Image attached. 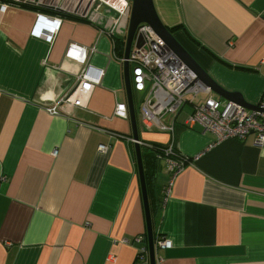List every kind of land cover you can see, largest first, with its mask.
<instances>
[{
    "label": "crops",
    "instance_id": "obj_1",
    "mask_svg": "<svg viewBox=\"0 0 264 264\" xmlns=\"http://www.w3.org/2000/svg\"><path fill=\"white\" fill-rule=\"evenodd\" d=\"M152 3L203 71L237 93L214 99L264 101V0ZM130 5L0 0V264H150L131 122L115 114L126 103ZM38 13L61 19L50 39L49 22L34 32ZM71 43L88 49L85 64L65 57ZM87 65L103 75L77 85ZM131 90L143 168L152 145H171L184 161L171 173L156 156L145 182L154 264H264V141L185 126L189 103L159 130L142 120L143 97ZM55 104L58 114L46 110ZM162 239L171 246L157 247Z\"/></svg>",
    "mask_w": 264,
    "mask_h": 264
},
{
    "label": "built area",
    "instance_id": "obj_2",
    "mask_svg": "<svg viewBox=\"0 0 264 264\" xmlns=\"http://www.w3.org/2000/svg\"><path fill=\"white\" fill-rule=\"evenodd\" d=\"M105 2L106 0H97ZM124 15V11H120ZM49 22L48 31L44 33L50 39L57 32L61 19L38 13V24L35 33L40 32L38 27ZM141 35L142 44L130 50L127 62L131 65V88L143 97L141 103L142 120L159 130H170L176 116L185 104L192 106L191 111L184 119L185 126L199 124L203 131L213 133L218 140L242 138L247 134L255 135L254 144L264 141V101L257 104L259 109L249 110L230 100L214 99L210 95V87L203 84L196 74L156 35L151 27L140 24L136 30ZM65 57L78 63H86L88 49L71 43L67 46ZM103 75L102 70L87 65L77 77V85L82 81L99 83ZM52 114H58L57 104L47 107ZM126 103L116 105L115 114L127 117ZM168 115L170 121L163 122L162 117ZM140 144V141H139ZM105 144L98 145V151L105 152ZM158 158H165L169 171L177 172L183 160L175 153L173 146L160 148ZM54 155L56 151L52 152ZM140 241V237H135ZM157 247L168 248L171 242L166 239L157 240ZM141 251H144L142 248Z\"/></svg>",
    "mask_w": 264,
    "mask_h": 264
},
{
    "label": "water",
    "instance_id": "obj_3",
    "mask_svg": "<svg viewBox=\"0 0 264 264\" xmlns=\"http://www.w3.org/2000/svg\"><path fill=\"white\" fill-rule=\"evenodd\" d=\"M145 23L151 27V29L159 36L165 44L171 48V50L196 74L197 78L200 79L205 85L210 87L211 92L223 95L226 98L237 93H231L220 88L204 71L203 69L193 60V58L187 53V51L176 42L172 33L169 29L160 21L158 18L152 0H131L130 13L128 20V30L124 39V55H123V74L126 92V104L131 122L132 129V140L134 141L135 156L137 162V171L141 188V195L146 220V233H147V247L149 254L150 264H154L155 260V247L153 243V231L151 223L150 208L148 203L144 168L141 156V150L139 145V138L136 132V120L133 105V96L131 90V83L129 80V65L127 62L128 54L131 50L132 44L134 47H139L142 44L141 35L136 33L137 27ZM134 42V43H133ZM240 98V97H239ZM238 104L249 110H257L259 107L246 103L242 99L235 98ZM235 101V102H236Z\"/></svg>",
    "mask_w": 264,
    "mask_h": 264
},
{
    "label": "trees",
    "instance_id": "obj_4",
    "mask_svg": "<svg viewBox=\"0 0 264 264\" xmlns=\"http://www.w3.org/2000/svg\"><path fill=\"white\" fill-rule=\"evenodd\" d=\"M160 148H162V147H157V146L152 145V147H149V148L147 147L144 151V154H143L144 161L146 159V161L144 162V176H145V182L147 185H149L151 177L153 178V171L156 167V156H157V153H159V151H161ZM155 150L157 151V153H155ZM151 169H152V171H151ZM148 197H149V195H148ZM151 208H152V206H150V210H151Z\"/></svg>",
    "mask_w": 264,
    "mask_h": 264
},
{
    "label": "rangeland",
    "instance_id": "obj_5",
    "mask_svg": "<svg viewBox=\"0 0 264 264\" xmlns=\"http://www.w3.org/2000/svg\"><path fill=\"white\" fill-rule=\"evenodd\" d=\"M138 105H139V102L135 103V110H136L137 114H138V107H137ZM187 109H189V106L187 104H185L183 111H186ZM166 117H168V116H166Z\"/></svg>",
    "mask_w": 264,
    "mask_h": 264
},
{
    "label": "bare ground",
    "instance_id": "obj_6",
    "mask_svg": "<svg viewBox=\"0 0 264 264\" xmlns=\"http://www.w3.org/2000/svg\"><path fill=\"white\" fill-rule=\"evenodd\" d=\"M121 3H122V1H120L118 4H120V5H121Z\"/></svg>",
    "mask_w": 264,
    "mask_h": 264
}]
</instances>
